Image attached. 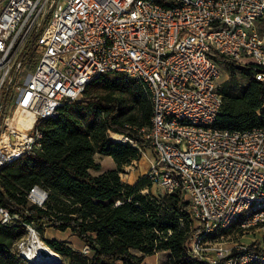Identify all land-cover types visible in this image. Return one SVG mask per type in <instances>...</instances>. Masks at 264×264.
I'll return each instance as SVG.
<instances>
[{"label":"built area","instance_id":"obj_1","mask_svg":"<svg viewBox=\"0 0 264 264\" xmlns=\"http://www.w3.org/2000/svg\"><path fill=\"white\" fill-rule=\"evenodd\" d=\"M262 19L264 0H0V170L40 146L38 121L54 118L98 76L124 73L151 103L150 125L134 127L152 150L147 177L163 193L180 191L198 223L188 252L205 264H264V248L219 239L234 227L264 229V126L214 127L222 96L209 56L264 67ZM31 48L38 59L19 84ZM256 78L264 81V72ZM17 108L33 116L31 126L8 123ZM110 138L139 149L131 137ZM26 197L41 206L47 192L33 185ZM19 220L0 206V226ZM18 246L24 260L49 264Z\"/></svg>","mask_w":264,"mask_h":264},{"label":"trees","instance_id":"obj_2","mask_svg":"<svg viewBox=\"0 0 264 264\" xmlns=\"http://www.w3.org/2000/svg\"><path fill=\"white\" fill-rule=\"evenodd\" d=\"M209 56L227 73L218 88L222 104L214 127L264 126V81L256 78L264 67L253 62L239 65L214 50ZM151 113L150 100L137 78L108 73L88 82L81 97L65 102L54 118L38 121L40 146L0 170V206L20 218L0 226V264L24 261L12 249L28 236L24 224L31 225L62 258L61 264H147L144 257L157 250L167 252L165 264H205L186 248L194 229L189 230V204L180 191L157 197L147 176L133 184L120 177L123 166L137 158L138 148L111 139L110 133L131 137L139 147L149 148L134 127L149 126ZM96 153L109 156L115 168L94 174L101 170ZM33 185L47 192L41 206L26 197ZM180 219L185 227L179 226ZM47 225L70 230L89 252L45 238Z\"/></svg>","mask_w":264,"mask_h":264},{"label":"rangeland","instance_id":"obj_3","mask_svg":"<svg viewBox=\"0 0 264 264\" xmlns=\"http://www.w3.org/2000/svg\"><path fill=\"white\" fill-rule=\"evenodd\" d=\"M259 24L261 26V29H264V19H262ZM37 59H38V55L34 54L31 48L27 52L23 60L22 68L19 72V77H18L19 84H23L26 81L27 77L33 72ZM218 65L220 68V76L217 82L218 88H219L220 85L223 83V81L227 79V73L221 64H218ZM9 101H10L9 98H7L5 101V106L9 104ZM112 137L114 136L112 135ZM94 158L101 165V170L92 171L94 174L99 173L100 171L115 168V163L112 161V159L109 156L96 153L94 155ZM148 158L150 159L152 158V150L148 147L146 148L139 147V149H137V158L133 159L128 165L123 166V169L120 172L121 179L129 184L131 183L133 184L141 176H147L148 164H149ZM150 191L157 197L163 194L162 190L158 186L153 185V184L151 185ZM141 192L146 193L147 190L142 189ZM197 224L198 223L195 220H192L190 218L189 230H193ZM179 226L185 227L186 226L185 221H182L180 219ZM35 234L37 235L39 240L44 244L43 240L40 239L36 231H35ZM29 236L30 234H28L26 238L16 241L13 244L12 249L16 251L17 253H20V247L18 245H20V243H23V245L26 246L28 243ZM44 236L47 239H57V240L66 241L74 249L79 250V251L82 250V247H83L80 239L75 234H73L70 230L58 231V230L53 229L51 226L47 225ZM219 237H220L219 239L229 242V243H232L234 241V242H239V243H244V244H251V245L254 244L255 246H258L259 248H264V229L258 228V227L249 228V229H242V228L234 227L228 230L227 232L222 233ZM136 253L140 254V252H136ZM166 258H167V252L165 250H157L156 252H153L152 254L146 255L144 262L147 264H165ZM61 263H62V258L59 256L58 261L56 263H51V264H61ZM22 264H33V263L27 260H24Z\"/></svg>","mask_w":264,"mask_h":264},{"label":"bare ground","instance_id":"obj_4","mask_svg":"<svg viewBox=\"0 0 264 264\" xmlns=\"http://www.w3.org/2000/svg\"><path fill=\"white\" fill-rule=\"evenodd\" d=\"M33 122V116L27 112L17 108L16 111L10 116L8 123L14 126L29 127ZM23 254L29 258L33 257L36 262H47L49 264L56 263L59 255L43 244L35 233L30 234L28 243L24 246Z\"/></svg>","mask_w":264,"mask_h":264},{"label":"water","instance_id":"obj_5","mask_svg":"<svg viewBox=\"0 0 264 264\" xmlns=\"http://www.w3.org/2000/svg\"><path fill=\"white\" fill-rule=\"evenodd\" d=\"M4 101H5V95H4V97H3V99H2V103H4ZM38 263V262H37ZM47 263V262H46Z\"/></svg>","mask_w":264,"mask_h":264},{"label":"crops","instance_id":"obj_6","mask_svg":"<svg viewBox=\"0 0 264 264\" xmlns=\"http://www.w3.org/2000/svg\"><path fill=\"white\" fill-rule=\"evenodd\" d=\"M148 159H150V158H148ZM135 181V180H134ZM132 184V183H131ZM82 246H84V244L82 243ZM144 259H145V257H144Z\"/></svg>","mask_w":264,"mask_h":264}]
</instances>
